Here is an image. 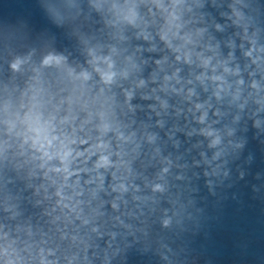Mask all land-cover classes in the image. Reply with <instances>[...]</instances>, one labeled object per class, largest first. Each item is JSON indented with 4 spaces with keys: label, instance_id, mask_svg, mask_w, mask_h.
I'll use <instances>...</instances> for the list:
<instances>
[{
    "label": "clouds",
    "instance_id": "obj_1",
    "mask_svg": "<svg viewBox=\"0 0 264 264\" xmlns=\"http://www.w3.org/2000/svg\"><path fill=\"white\" fill-rule=\"evenodd\" d=\"M198 7L200 5H197ZM49 10L53 15H59L60 10L65 5L58 2L51 3ZM67 7H77L76 5H67ZM97 11L102 8L112 16V24H124L137 29V38L144 40H151V34L147 29L156 24L157 17H159L163 24L159 26L157 35L163 41L164 45L172 52L176 53L175 60L186 64H191L192 55L191 51L185 50L181 53L186 45L193 43L192 37L189 34L180 35L182 25L178 23L181 18V9L191 12L192 7L184 5L182 0H124V3L111 2L108 4L94 3L91 5ZM232 14L237 17V20L242 19V14L233 6ZM146 9V12L143 11ZM236 21H234L235 23ZM219 28V25H217ZM202 30H197V35ZM124 39L123 36L120 37ZM174 40L183 41V43L174 45ZM154 50V49H153ZM139 51V49H137ZM259 52L260 49L249 48L244 53L246 57L252 58L253 64H258L260 59L259 55L253 58V52ZM88 59L85 60L87 68L73 67L70 63L69 57L61 52L48 50L43 52L38 59H34L35 50L29 51L25 55H16L9 63V68L13 74H18L24 78L25 87L20 89V100L18 107L14 103L12 94L6 84L4 87V97L0 101V112L3 113V119L0 124L3 126V139H0V156L8 159V153L14 152L15 149L19 151L17 155L23 157L26 152L31 153V160H39V167L44 170V177L48 178L49 174H54L61 178L57 186L55 195L59 198L57 205H60L65 200H71L72 197L66 196L63 193L64 188L76 187L79 185V177L82 173H95L94 180L99 181L97 189L102 190L104 181V172L109 169L116 168L119 170L121 167L125 171H130L128 165L123 160V157L128 154L126 146L135 144L136 133L129 131L125 134L127 125L121 124L115 114L111 101L114 94L112 93L113 87H118L124 94L125 102L130 101L133 96L134 88H143L145 81L143 79L136 80L134 73L138 70V65L135 61V53L125 55L123 57V64L120 70H117L116 61L113 56L117 54V50L112 48L106 55L100 54L95 48H88ZM231 55V54H230ZM197 59L200 61V66L207 69L211 64V57L203 58L200 53H196ZM157 66L163 71V61L157 60ZM223 68L224 74H231L239 76V69H229L224 64L213 65L212 72L216 71V67ZM51 70H56L58 73H63L69 80L74 83H79L82 90L86 85L91 82L94 84L98 91L92 97H87L84 91L81 95L77 96L75 100L69 97L66 101L61 100L56 104H52V98L46 96V74ZM179 69L172 73L171 76L165 75V86L161 90L167 88V83L171 80L177 79ZM251 75V73L249 74ZM94 76L98 79L94 80ZM131 78V79H130ZM207 78L217 83V88L214 95L217 100L221 99L220 93H227L230 85L224 79V75H213L205 77L203 73L197 76L196 79L203 83ZM122 81H129V87L124 88ZM191 83V81H189ZM237 92L233 95V99L239 98V86L243 85L242 79L236 80ZM250 87L259 92L258 83L253 80ZM13 89L12 91H16ZM90 91V88L87 89ZM172 91H178L172 88ZM193 90H188V97L193 95ZM147 98V97H145ZM45 103L51 105V111L46 118L42 113L36 109L42 107ZM67 103L68 108L65 114L61 115V106ZM256 103H259L257 100ZM78 105L79 111L84 113L81 119L78 112L74 110L73 105ZM199 110L203 105H195ZM243 107V105H241ZM24 111L21 117V110ZM206 113L202 114L199 122L203 123ZM79 120V123L77 121ZM259 121H256L258 126ZM83 133V135H80ZM231 134V133H229ZM211 137L209 147L217 148L221 139L218 134L212 131L206 133ZM153 137H148V142L151 143ZM18 141V143H17ZM27 146V148H25ZM138 147V145H137ZM135 148L132 151L135 152ZM220 152H216L213 159H216ZM115 157V159H113ZM94 158V159H93ZM91 162V167L87 165ZM167 172L168 169L163 170ZM113 180H117L115 173L112 174ZM76 177L72 185L68 181ZM52 183H56L55 180ZM93 183V179L85 181V184ZM164 189L161 184H155L152 188L153 192H162ZM113 192L124 193L128 191V187L122 181L112 187ZM96 189L93 190L95 196ZM82 192H76V196H80ZM80 201H77L79 204ZM64 208H68V204H63ZM115 209L117 205L112 204ZM15 205L8 204V197H5L6 213L11 212V218L18 215L15 211ZM75 211V207L70 209ZM79 218V213H77ZM84 224L88 221L84 220ZM169 220L163 221V227H167ZM27 235H31L30 229H24ZM92 231H96L95 228ZM21 228L17 226L14 230H5L0 234V264H60L61 257L57 256V249L43 248L34 246L27 241L20 239L19 233ZM75 241V237H72ZM88 245L85 244L82 250L73 252L71 255H63L65 264H91L87 255ZM81 252L83 253L81 255ZM107 256H105V264Z\"/></svg>",
    "mask_w": 264,
    "mask_h": 264
}]
</instances>
